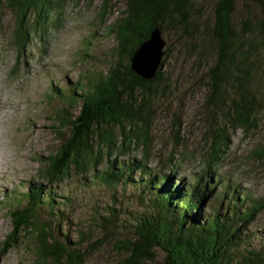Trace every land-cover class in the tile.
<instances>
[{
	"label": "rangeland",
	"instance_id": "374dc122",
	"mask_svg": "<svg viewBox=\"0 0 264 264\" xmlns=\"http://www.w3.org/2000/svg\"><path fill=\"white\" fill-rule=\"evenodd\" d=\"M102 2L63 0V6L50 10L45 19L30 21L31 34L22 48L15 43L14 12L0 4V254L11 230L9 208L19 203L30 182H37L62 197L57 199L63 211L50 218L42 207L38 217L54 226L59 222V231L71 242L83 237V264H114L124 254L115 252L113 246L131 234L130 225L148 204L149 194L143 193L138 181L107 185L101 175L111 163L133 166L139 162L145 163L156 179L173 172L178 185L188 187L199 179L202 185L208 183L212 194L203 207L206 214L219 205L221 212L227 211L235 198L244 195L259 200L261 210L247 227L254 233L248 246L259 245L264 239V101L254 112L257 124L249 131L228 129V146L218 161L210 167L206 161L214 130L225 121L221 110H216L214 120L209 117L206 95L205 72L214 61L216 48L210 36L214 0H193L186 22L174 19L161 23L167 50L161 70L167 86L152 98L147 141H131L120 152L103 151L96 166L92 161L83 172L70 169L60 182L48 185L41 178L40 159L53 153L60 143L55 111L65 108L77 114L78 106L66 102L71 89L115 62L116 41L106 28L124 5L114 0L113 7L100 17ZM244 3L236 2L232 15L236 27L249 12ZM256 85L264 96L263 76ZM133 176L140 179L137 172ZM110 207L117 210V218L106 223L101 216H108ZM30 241L28 234L17 248L0 255V264H36L28 248ZM156 255L160 260L162 252L156 250Z\"/></svg>",
	"mask_w": 264,
	"mask_h": 264
},
{
	"label": "trees",
	"instance_id": "16d2710c",
	"mask_svg": "<svg viewBox=\"0 0 264 264\" xmlns=\"http://www.w3.org/2000/svg\"><path fill=\"white\" fill-rule=\"evenodd\" d=\"M192 1L121 0L124 7L106 28L116 41L115 62L99 75L88 77L86 83L78 81L71 89L66 102L78 106L77 114L65 108L54 113L60 143L53 153L40 159L41 178L48 185L62 181L70 169L83 172L92 161L96 166L103 151L120 152L131 141L141 140L143 144L147 141L152 98L158 91L163 93L167 86L161 70L167 50L151 79L133 72L129 58L152 28L161 29L163 21L186 22ZM236 2L214 0L210 36L216 48L214 61L205 72L206 95L209 117L214 120L216 110H221L225 121L213 129L208 167L218 161L228 146V129L240 127L249 131L257 124L254 112L260 110L264 101L256 85L264 77L260 75L264 73V0H245L249 12L239 19L238 27L232 19ZM1 3L14 12L15 43L19 48L31 34L30 21L45 19L50 10L63 6V0H0ZM113 5L114 0H103L100 17ZM135 172L139 180L134 178ZM145 173L147 177L143 176ZM173 174L156 179L141 162L133 166L111 163L102 171L101 180L107 185L138 181L143 193L149 194L148 204L130 225L131 234L115 242L113 249L124 256L114 264H264V239L257 246H248L252 232L247 227L261 210L259 200L244 195L235 198L227 211L221 212L219 205L206 214L203 207L212 194L208 183L202 185L199 179L188 187L184 183L178 185ZM57 198L62 197L45 185L30 182L21 192L19 203L9 208L11 230L0 255L17 248L30 234L28 248L36 264H83V237L71 242L66 233L60 232L59 222L54 226L52 221L49 224L37 215L42 207L50 218L62 215ZM109 209L108 216H101L106 223L117 218V210ZM156 250L162 252L160 260Z\"/></svg>",
	"mask_w": 264,
	"mask_h": 264
},
{
	"label": "water",
	"instance_id": "95a60500",
	"mask_svg": "<svg viewBox=\"0 0 264 264\" xmlns=\"http://www.w3.org/2000/svg\"><path fill=\"white\" fill-rule=\"evenodd\" d=\"M165 44L161 29L157 26L152 28L148 38L130 56L131 70L144 79L154 77L164 56Z\"/></svg>",
	"mask_w": 264,
	"mask_h": 264
}]
</instances>
